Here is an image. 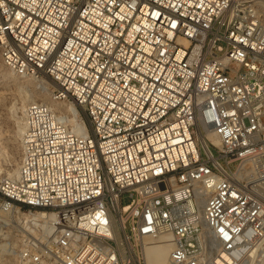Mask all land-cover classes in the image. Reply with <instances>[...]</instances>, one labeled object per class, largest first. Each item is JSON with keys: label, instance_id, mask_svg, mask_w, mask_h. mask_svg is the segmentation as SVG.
<instances>
[{"label": "built area", "instance_id": "1", "mask_svg": "<svg viewBox=\"0 0 264 264\" xmlns=\"http://www.w3.org/2000/svg\"><path fill=\"white\" fill-rule=\"evenodd\" d=\"M0 58L50 91L0 167L19 264H264V0H0Z\"/></svg>", "mask_w": 264, "mask_h": 264}, {"label": "bare ground", "instance_id": "2", "mask_svg": "<svg viewBox=\"0 0 264 264\" xmlns=\"http://www.w3.org/2000/svg\"><path fill=\"white\" fill-rule=\"evenodd\" d=\"M2 75H3V77H6L7 79H9L10 82L17 84L19 87L18 91L20 92V94H19L20 98L15 100V99H11L8 97L9 98L8 100H10V102L7 100V102H9L8 105L6 104V97H7V96H5L6 94H4L3 92H0V106H2V109L5 111L7 116L11 115V114L14 116L15 119H13L14 124H13V128H12L13 129V135H14V137H16V139H19L21 137V134L23 131L22 115H23L25 107L30 102H35V101H40V100L48 101L49 97H50V91H49V88H48L46 82L43 83L44 86H40L42 84L41 80L37 81L35 79L16 78L12 74H10L8 71L4 72ZM24 83H26V84H30V83L35 84L36 83V87L38 89L35 87V89H33V90L31 89V91H25L22 89ZM6 85H8V84H6ZM32 87H33V85H32ZM27 88H29V86ZM66 110L69 113H71L73 115V117H75L77 115V109L72 105H66ZM0 124H1V121H0ZM3 131L0 127V146L3 144L2 143ZM3 154L4 153L2 152V148L0 147V157H2ZM19 156H20V149L17 146V148H15L12 152V161H11L10 165L6 166V167L5 166L2 167L0 164V167L4 168V172L6 175L12 176L17 172V165H18V161H19ZM168 241H170V240L167 239V242L163 241L164 243H158L156 245H150L149 247H147V249H146L147 264H168L169 254H170V251L172 249V244Z\"/></svg>", "mask_w": 264, "mask_h": 264}, {"label": "rangeland", "instance_id": "3", "mask_svg": "<svg viewBox=\"0 0 264 264\" xmlns=\"http://www.w3.org/2000/svg\"><path fill=\"white\" fill-rule=\"evenodd\" d=\"M1 65H2V62H1V58H0V84H1L0 85V92H3L4 94H6L5 95V96H7L6 97V104L8 105V103L10 102V100H8L9 98L15 99V100L20 98V95H19L20 92L18 91L19 87L17 84L10 82L9 79H7L6 77H3L2 74L4 72H7L8 70L3 65L2 66ZM6 84H8V85H6ZM32 85H33V87H32ZM28 86L30 89L27 88ZM35 87H36L35 84L24 83L22 89L25 91H31V89L33 90V89H35ZM7 100L9 102H7ZM13 119H15L14 116L12 114L7 116L5 111L2 109V106H0V121H1L0 127H1L2 131L4 130L3 131V139H2L3 144L0 146L2 148V152L4 153L2 155L3 158L0 157V164L2 167H4V166L6 167V166L10 165V163L12 161L13 150L15 148H17V146L19 148L20 138L16 139V137H14V135H13V129H12L13 124H14ZM131 200L132 199H131L130 195L125 194L123 196L122 203H123V205H128L131 203ZM0 264H19L18 258L15 255H12V253H11L10 244L8 246H6L0 242Z\"/></svg>", "mask_w": 264, "mask_h": 264}]
</instances>
